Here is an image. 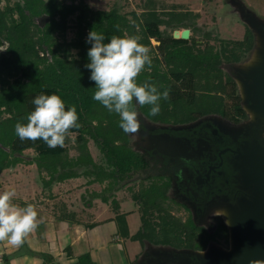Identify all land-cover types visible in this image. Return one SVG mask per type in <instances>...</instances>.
<instances>
[{"label": "trees", "instance_id": "obj_1", "mask_svg": "<svg viewBox=\"0 0 264 264\" xmlns=\"http://www.w3.org/2000/svg\"><path fill=\"white\" fill-rule=\"evenodd\" d=\"M139 6V11H124L119 0L105 10L94 9L85 0H0V47L8 48L0 52V176L20 164H36L40 173L46 172V186L86 176L88 184L103 185L92 199L110 201L118 212L121 202L113 195L121 182L147 171L151 186L132 197L142 220L138 232L129 233L127 214L117 215L123 238L140 242L144 250L132 264H141L139 257L148 246L175 252L204 251L213 241L228 245L229 232L224 223L212 233L172 213L176 203L166 200V189L159 185L169 184L171 178L156 173L161 167L135 148L133 135L119 127V115L93 99L97 89L89 78L91 71L85 67L90 62L88 33H103L106 43L114 35L142 37L139 42L149 47L152 66L150 71L145 67L137 82L150 81L161 92L168 89L170 99H161L157 116L149 114L151 106L147 105L138 107L139 116L171 130L210 113L224 118L241 116L237 83L225 68L249 60L256 46L255 35L248 29L243 40H223L217 49L207 42L201 48L195 36L201 32L197 13L161 8L156 0H144ZM72 28L75 37L69 41L67 33ZM178 29H190V40L174 39L173 31ZM202 35L207 41L213 38L210 32ZM152 39L160 45L153 44ZM41 93L59 95L65 110L76 107L81 127L70 130L62 148H49L42 140L21 141L15 133V124L27 123L35 108L32 101ZM207 98L206 106L196 112V105ZM90 141L102 155L99 160L89 149ZM71 149L76 155L70 154ZM28 150L36 153L31 160L25 157ZM153 165L155 171L149 172ZM151 192L159 193L158 197L151 200ZM76 264L97 263L85 254Z\"/></svg>", "mask_w": 264, "mask_h": 264}, {"label": "flooded vegetation", "instance_id": "obj_2", "mask_svg": "<svg viewBox=\"0 0 264 264\" xmlns=\"http://www.w3.org/2000/svg\"><path fill=\"white\" fill-rule=\"evenodd\" d=\"M197 39L199 47L204 48L209 42L216 49L224 40L216 36L209 41L204 37L203 40ZM154 40L157 42L155 45H160L159 41ZM237 65L225 68L236 83L240 75L235 70ZM237 87L240 95L239 103L243 109L241 116L224 118L218 113H210L189 121L175 130L161 124L150 123L144 117L140 121L141 128L138 134L143 145L141 153L148 155L151 161L158 158L155 165L161 169L159 168L156 173L168 174L171 178L169 184H159L166 189V200L182 207L186 216L185 221L191 219L194 225L212 233L216 232L222 223L228 228L224 214L215 216V211H224L229 206L239 205L242 199H251L252 192L243 182L242 167H247L246 164L244 165L246 155L250 154L253 148L264 146V127L255 124L245 109L246 103L243 101L238 84ZM147 125L153 126V129L149 130ZM161 139L176 143L182 147V150L176 154L161 152L158 148V141ZM150 140H154V145L147 148V141ZM158 162L161 163L160 166ZM152 170L155 171L153 168ZM147 184L145 188L151 186L149 182ZM157 251L153 248L146 249L139 262L175 264L194 259L191 255L178 254L179 252L175 251H170L173 255L171 257L164 253V249Z\"/></svg>", "mask_w": 264, "mask_h": 264}, {"label": "clouds", "instance_id": "obj_3", "mask_svg": "<svg viewBox=\"0 0 264 264\" xmlns=\"http://www.w3.org/2000/svg\"><path fill=\"white\" fill-rule=\"evenodd\" d=\"M119 30V25L116 26ZM105 35L91 30L87 36L90 80L97 89L93 95L109 112L119 115V127L125 134L136 135L141 128L138 107L151 106L149 114L157 116L160 101L170 99V91L161 92L150 81L137 82V77L145 70H151L152 59L149 47L141 44L139 35L123 37L112 36L105 42ZM8 50L0 47V52ZM32 103L34 110L27 116V123L15 124V133L21 141L42 140L49 148L64 147L71 129H79L75 105L65 110V103L57 94H39ZM15 188L0 192V242L13 247H21L31 233L43 223L38 219L35 205L19 206L13 202ZM224 214L223 210L214 212L215 216ZM227 222V221H226ZM252 264H264L255 260Z\"/></svg>", "mask_w": 264, "mask_h": 264}, {"label": "rangeland", "instance_id": "obj_4", "mask_svg": "<svg viewBox=\"0 0 264 264\" xmlns=\"http://www.w3.org/2000/svg\"><path fill=\"white\" fill-rule=\"evenodd\" d=\"M18 1V0H13ZM91 7L94 9H101L105 10L111 7V4L115 2L116 0H85ZM120 4L124 6V11H131V10H140V4L144 0H128L127 2H124V0H119ZM238 4L242 3L243 7L241 9V14L238 11V7L235 6L233 2ZM156 4L158 7H163L169 10H177V11H185V12H193L197 13L198 17L196 19L197 26L201 28V32H198L195 34L197 38L200 40H203V33L204 32H211L213 36L218 37L219 39L224 40H243L246 34V31L249 29L251 32L256 33V30L250 26V24H247L245 20L248 19V17L253 16L254 19L258 22L264 21V0H156ZM168 32H171V28L166 29ZM182 32L184 29H178ZM174 32V31H173ZM254 34V35H255ZM75 37V29H69L67 33V40H71ZM153 44H157V42L153 39ZM74 52H76L74 50ZM209 97V95H208ZM209 101V98L202 101L201 104L196 105V112L199 111L200 107H205L206 103ZM143 117L138 116L139 121H142ZM148 124V122H146ZM148 129H153V126L147 125ZM73 138L75 135H72ZM134 143H136L135 148L137 150H142L143 145L141 144L139 134L133 135ZM158 148L161 150V152L166 154H176L177 152L182 150V147L177 145L176 143L167 141L165 139H161L158 141ZM154 145V140L147 141V146L144 143V146L147 148ZM89 149L93 155V157L96 160H99L101 158V153L99 149L97 148L96 144L93 141L89 142ZM71 155H76V150L71 149L70 150ZM36 156V153L33 150H28L25 152V157L29 160L33 159ZM148 156V155H147ZM156 160L154 159V162L156 163ZM82 171V170H81ZM152 166L149 169V172H152ZM147 171L140 172L137 175L132 176L131 178H127V181L121 182L120 188L117 189L115 196L117 199H120V202L122 204V212L127 214V222L129 225V233L131 235H134L138 232V230L141 227L142 220L139 212V206H137L134 202L132 197L135 195H139L141 193V189L145 188L147 184V176L149 174L146 173ZM44 179L48 180V175L46 172L40 173V171L37 168L36 164L27 165V164H20L15 168H10L8 170H5L1 176H0V184H29V188L31 189L30 193H27V190H24L23 188L16 187V201L20 200H27L32 197H38L39 200L42 196H44L47 193V190H50L49 188L47 190L44 189ZM88 177L81 176L78 179H71L66 180L63 182H55L54 184H62L59 186V188L54 191L61 192L63 194L65 190L68 188L71 189L72 196L77 198V202L82 205V197H87L88 200L91 198L90 190L92 193V190L94 192H101L103 185L95 183L91 184L89 188L86 186L88 183ZM31 184V185H30ZM106 184V183H105ZM53 188V187H52ZM36 190V191H33ZM20 191V192H19ZM70 192V191H69ZM29 194V195H28ZM150 199L153 200L154 198H157L159 193L151 192ZM157 195V196H156ZM155 196V197H154ZM143 197V196H142ZM153 197V198H151ZM86 198V199H87ZM144 198V197H143ZM143 198L142 201H143ZM13 199V200H14ZM135 199V198H134ZM87 200V201H88ZM112 200V198H111ZM35 202V201H34ZM95 203L98 205L97 207L106 208V204L99 198L95 199ZM137 203V202H136ZM111 205V204H109ZM112 210L110 209V212H114L111 205ZM172 212L175 213L176 216L182 217L183 220L186 217L184 211L182 210V207L180 205L176 206L173 205V208L171 209ZM107 212V211H106ZM183 215H182V214ZM121 235V233H120ZM217 245H220L224 249H228L229 245H226L222 241L219 243H216ZM124 245L128 252V258L132 261H134L137 256L142 252L143 248L140 242H134L131 238H125L124 239ZM212 245V244H211ZM156 249L157 252H160L159 249H164V253L171 254V250H169L166 247H154V246H148L146 249ZM141 257V255H140ZM139 257V258H140ZM129 264H132V263ZM128 264V263H127ZM179 264V263H175Z\"/></svg>", "mask_w": 264, "mask_h": 264}, {"label": "crops", "instance_id": "obj_5", "mask_svg": "<svg viewBox=\"0 0 264 264\" xmlns=\"http://www.w3.org/2000/svg\"><path fill=\"white\" fill-rule=\"evenodd\" d=\"M60 185L44 184V189L50 190L39 200H36L38 197L28 199V196L27 200H13L16 204L35 205L38 219L43 223L19 248L0 242V264H76L85 254L97 264H129L131 260L117 222V215L123 213L122 204L118 212H110V201H103L105 209L97 207L95 199L98 197L92 199L94 191L90 190L91 198L88 200L81 195L80 206L70 188L63 194L54 191ZM15 186L31 192L29 184H0V192L6 188L16 189Z\"/></svg>", "mask_w": 264, "mask_h": 264}, {"label": "water", "instance_id": "obj_6", "mask_svg": "<svg viewBox=\"0 0 264 264\" xmlns=\"http://www.w3.org/2000/svg\"><path fill=\"white\" fill-rule=\"evenodd\" d=\"M231 3L237 6L235 1ZM237 7V12L241 14L242 3ZM245 21L256 30V46L248 61L235 66L240 74L237 84L246 103L245 109L258 127H264V21L258 22L253 16ZM42 22L45 23V20ZM177 33L178 30H175L174 39L189 40L191 31L184 29L180 35ZM245 164L247 167H242L243 182L252 196L224 210L229 229V248L212 243L204 251L183 250L178 254L191 255L194 259L180 261L179 264H252L255 260L264 261V146L253 148L246 155ZM166 255L173 256L168 252Z\"/></svg>", "mask_w": 264, "mask_h": 264}, {"label": "bare ground", "instance_id": "obj_7", "mask_svg": "<svg viewBox=\"0 0 264 264\" xmlns=\"http://www.w3.org/2000/svg\"><path fill=\"white\" fill-rule=\"evenodd\" d=\"M177 34L180 35L181 34V31L178 30V33Z\"/></svg>", "mask_w": 264, "mask_h": 264}]
</instances>
